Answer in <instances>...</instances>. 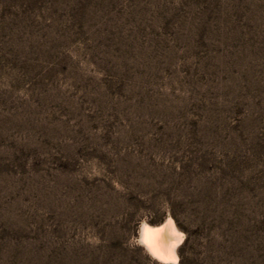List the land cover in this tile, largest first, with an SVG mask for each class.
<instances>
[{
  "label": "rangeland",
  "instance_id": "rangeland-1",
  "mask_svg": "<svg viewBox=\"0 0 264 264\" xmlns=\"http://www.w3.org/2000/svg\"><path fill=\"white\" fill-rule=\"evenodd\" d=\"M169 205L264 264V0H0V264H152Z\"/></svg>",
  "mask_w": 264,
  "mask_h": 264
},
{
  "label": "clouds",
  "instance_id": "clouds-1",
  "mask_svg": "<svg viewBox=\"0 0 264 264\" xmlns=\"http://www.w3.org/2000/svg\"><path fill=\"white\" fill-rule=\"evenodd\" d=\"M152 219H155V214ZM187 239L188 233L178 227L169 205L162 225H151L147 221H141L127 244L129 247L142 248L144 255L150 258L152 264H181L179 249Z\"/></svg>",
  "mask_w": 264,
  "mask_h": 264
}]
</instances>
